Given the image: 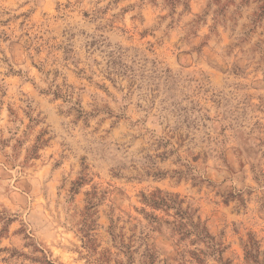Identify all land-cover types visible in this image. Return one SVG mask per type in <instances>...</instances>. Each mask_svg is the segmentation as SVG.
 I'll return each instance as SVG.
<instances>
[{
  "label": "rangeland",
  "instance_id": "rangeland-1",
  "mask_svg": "<svg viewBox=\"0 0 264 264\" xmlns=\"http://www.w3.org/2000/svg\"><path fill=\"white\" fill-rule=\"evenodd\" d=\"M0 264H264V0H0Z\"/></svg>",
  "mask_w": 264,
  "mask_h": 264
}]
</instances>
